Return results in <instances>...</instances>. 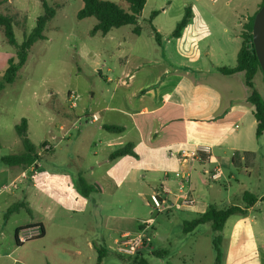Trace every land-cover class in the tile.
Here are the masks:
<instances>
[{"label": "rangeland", "instance_id": "obj_1", "mask_svg": "<svg viewBox=\"0 0 264 264\" xmlns=\"http://www.w3.org/2000/svg\"><path fill=\"white\" fill-rule=\"evenodd\" d=\"M109 1L121 3V0ZM262 1L146 0L140 17V35L131 32L133 26H124L113 29L107 36L101 33L91 36L97 20L94 17L78 19L82 0H47L56 8V15L45 29L46 40L33 45L15 83L0 90V188L3 184L9 185L20 174H32L29 167L10 166L3 161L4 157L21 154L24 150L15 130L23 118L28 120L31 141L36 146L48 142L53 151H45L40 160L36 174H41L42 178L38 186L25 190L23 186L29 183L22 182L21 178L16 180V187H10L0 195L1 207L8 201L20 200L25 190L32 209V214L20 210L7 221H2L0 214V264H96L98 252L92 248L93 243L107 247L104 264H134L135 256H121L112 250L114 238L135 231L144 223L156 227L157 239L151 242L155 250L161 249L162 240L167 237L173 241L184 235L204 238L212 234L207 225L185 233V221H191L193 216L180 210L160 212L153 206L151 194L154 189L161 188L165 180L163 174L142 172L127 178V174L114 175L113 165H100V149L107 134L101 128L110 113L100 112L98 122L92 121V115L101 111L107 102H116L111 100L114 83H108L106 79L119 66L117 55L159 56L151 23L161 29L160 35L166 38L182 20L185 7L195 4L207 16L215 32L213 39L219 40L224 36V28L228 29V35L234 36L232 31L239 19V33H242L251 18L249 13L256 10L255 3L258 2L259 10ZM41 4L42 0H0V14L14 16L17 20L13 29L19 44L34 29L37 17L43 14ZM154 11L160 13L150 23ZM216 27H220V34L215 31ZM1 28L0 81L8 60L16 55V49L8 44ZM256 82L259 86L260 82L257 79ZM261 90L264 97V88ZM97 174H106L108 182L111 180L117 185L121 182L115 195L103 197L99 209L92 198L88 201L82 198L80 188V179L85 181L89 175ZM235 174L240 172L235 169ZM223 183V179L211 182L225 193ZM69 184L82 195L78 200L73 198L74 193L66 192ZM237 188L234 183V190ZM5 197L8 200L2 202ZM37 219H42L48 226L51 222L61 224L70 236L56 240L54 233H50L46 238L32 237L17 245L15 231L18 227ZM27 232L21 233V237L27 236ZM164 246L173 247L171 257L165 263L163 258L151 256L149 249H145L150 243L144 245L141 254L149 264H180L179 254L173 251L178 243L174 240L171 245L166 243ZM69 250L80 251L81 255H73Z\"/></svg>", "mask_w": 264, "mask_h": 264}, {"label": "crops", "instance_id": "obj_2", "mask_svg": "<svg viewBox=\"0 0 264 264\" xmlns=\"http://www.w3.org/2000/svg\"><path fill=\"white\" fill-rule=\"evenodd\" d=\"M187 7L192 8V19L180 37L172 36L174 30L166 38L161 36L162 43L155 48L156 52L159 51V56L126 53L117 55L119 66L106 79L108 83H114L111 100L116 102H107L101 111L93 114L109 112L101 129L110 125L122 127L124 131L116 133L103 129L107 134L100 149L102 159L99 164L113 165L114 175L127 174V178L142 172L163 174L165 180L161 183V188L154 190L166 189L162 197L165 211L180 210L193 216L191 221L203 215L211 204L218 209L238 206L246 212L245 215L230 217L221 233L212 232L204 238L190 235L175 238L178 246L173 251L179 254L180 264H215L212 241L216 235L223 238V264H264V136H256L255 107L249 102L252 90L245 83V73L224 75L218 71V68H233L237 64L238 52L242 46L239 33L241 22L239 19L237 27L232 31L234 36L228 35V29L224 28V36L219 40L213 39L215 32L207 16L195 4L185 8ZM255 8V11L249 13L250 17L258 11V2L255 3ZM219 28L216 27L215 31L220 34ZM155 29L156 32H161V29ZM131 32L133 33V29ZM256 79L260 82L259 86L256 85ZM262 79L264 81L263 73L259 72L254 84L263 97ZM129 143L133 145L136 156L110 159L112 153ZM197 146H209L211 151L209 154H201L200 158L191 157L183 161L182 151L193 155L197 152ZM95 157L98 158L96 153ZM217 169L222 174L219 179L212 180ZM235 169L240 174H235ZM177 173L190 175V183L184 193L180 189ZM41 176L20 174L12 181L21 178L22 182L26 180L29 185H22L26 190L31 186H38ZM105 177L106 174L88 176L85 183L92 188L88 196L83 193L82 196L70 184L66 187V192L74 193L71 195L75 200L80 196L85 201L92 198L94 206L99 209L103 197L106 194L115 195L121 186V182L117 185L111 180L108 182ZM220 179H223L226 186L225 193L211 184ZM234 183L238 185L236 191ZM25 190L21 199L15 201L26 203L29 214H32ZM245 194L251 195L249 200L252 205L248 208L244 202ZM7 200L5 197L2 202ZM15 201H8L9 203L0 207L2 221H5V214ZM29 225L33 227L20 231L19 239L21 233L26 231L29 239L38 237L42 232L41 228L44 231L42 238L50 233H54L56 240L70 236L61 224L51 222L48 226L42 219L18 228ZM204 225L212 230L211 223ZM138 227L135 231L125 233H135ZM151 228L153 239L156 240V227L151 225ZM31 230L35 232L33 235ZM125 233L115 237L114 243ZM173 241L167 237L162 240L160 250L152 249L151 243L145 249H149L151 256L163 258L165 263L171 257L173 247L167 248L164 244L171 245ZM103 243L105 244L104 240ZM102 247L92 244L97 252ZM113 248L114 246L112 250ZM69 252L81 255L80 251Z\"/></svg>", "mask_w": 264, "mask_h": 264}, {"label": "trees", "instance_id": "obj_3", "mask_svg": "<svg viewBox=\"0 0 264 264\" xmlns=\"http://www.w3.org/2000/svg\"><path fill=\"white\" fill-rule=\"evenodd\" d=\"M83 8L78 12L77 17L79 20L88 17H94L97 20V24L93 27L90 34L95 36L98 33H101L103 36H106L110 30L124 27V26H133V33L140 35L142 27L140 26V17L146 5V0H121L120 4H117L109 0H82ZM264 0L261 3L263 5ZM126 5L123 7V5ZM43 14L37 17L36 25L34 29L30 32L29 35H25L24 40L19 44L15 37L14 27L17 25V20L14 16L11 15H2L0 14V27L3 29L5 38L10 46L16 49L15 58H10L8 60V66L3 74L2 81H0V90H4L6 85H11L15 83L19 72L25 66L29 52L33 45L40 41L46 40V35L44 34L47 24L53 20L56 15V8L51 6L47 0H42ZM258 12V11H257ZM257 12L250 18L247 25L244 27L242 33H240L242 38V46L238 52L237 64L233 68H218V71L224 75H232L237 72L245 73V83L252 90V93L249 97V102L255 107V118L257 120V138L264 136V98L255 88V77L261 72L259 60L255 54L253 41H252V30L255 15ZM160 12L154 11L151 15V21L158 16ZM193 17V11L191 7L185 8L184 16L182 20L177 24L174 29L172 36L178 38L181 36L184 28L189 24L190 20ZM152 32L156 42L161 45V35L156 32L155 27L151 23ZM108 132L121 133L124 131L122 127L119 126H103ZM17 135L19 136L21 143L23 145V151L21 154L11 155L3 158L4 163L10 166H24L31 167L35 161H40L45 154L43 148L48 144V142H43L39 146H36L28 135V120L23 118L18 125L15 126ZM52 150V149H51ZM51 150L46 151V153ZM136 156V153L133 151V145L131 143L125 145L124 147L118 149L110 155V159L119 158L123 156ZM80 185L83 195L88 196L92 191L90 185L88 186L84 180L80 179ZM82 185L84 188H82ZM251 197L250 194H245L244 202L246 207H250L252 202L249 200ZM25 209L28 213L30 210L26 203L18 202L13 204L6 212L4 219L8 220L9 216L19 212L20 210ZM246 212L238 206H230L226 209H218L216 206L208 207L207 211L201 215L199 218L185 223V233L193 231L194 228H197L200 225L211 223V227L214 233H221L226 225L227 220L235 215H245ZM33 227L29 225L25 228H18L15 231V239L17 245H21L19 240V233L23 229ZM41 234L38 238L43 236V228H41ZM213 249L214 254L216 255L215 264H223L224 259V250L222 247L223 238L221 235H216L213 237ZM108 249L102 247L98 249V260L96 264H104V258L107 256ZM154 255H157L154 253ZM134 264H149L145 260L141 253L134 257Z\"/></svg>", "mask_w": 264, "mask_h": 264}, {"label": "built area", "instance_id": "obj_4", "mask_svg": "<svg viewBox=\"0 0 264 264\" xmlns=\"http://www.w3.org/2000/svg\"><path fill=\"white\" fill-rule=\"evenodd\" d=\"M92 121L98 122L99 117L97 114L92 115ZM197 152L193 155L188 154L186 151H182L181 158L182 160H186L188 158H200L201 154H209L211 151V148L209 146H197ZM52 146L50 144H47L43 150L48 151L51 150ZM40 165V161H35V163L29 167L32 171V174H26L27 176H35L38 172V168ZM222 172L220 169H217L214 175L211 177L212 180H217L220 178ZM177 177H179V186L182 193H184L187 184L190 183V175L186 174L183 175L182 173H177ZM16 180L12 181L9 185H4L0 188V194L3 193L5 190H7L10 187H16ZM166 191V189L162 188L161 191L157 190L151 195V202L153 206L160 212L165 211V207L163 206L162 197L163 193ZM188 199V197H186ZM139 231L136 233H125L121 235L119 238L115 241V246L113 248V251L118 253L121 256L125 257H134L140 253V250L144 247L146 243H151L153 239L152 235V228L150 224L144 223L139 227ZM28 236H22L20 237V242H24L28 240Z\"/></svg>", "mask_w": 264, "mask_h": 264}, {"label": "water", "instance_id": "obj_5", "mask_svg": "<svg viewBox=\"0 0 264 264\" xmlns=\"http://www.w3.org/2000/svg\"><path fill=\"white\" fill-rule=\"evenodd\" d=\"M252 41L255 54L259 60L260 68L264 76V2L255 15L252 30Z\"/></svg>", "mask_w": 264, "mask_h": 264}]
</instances>
